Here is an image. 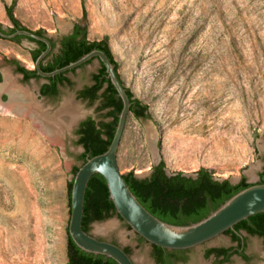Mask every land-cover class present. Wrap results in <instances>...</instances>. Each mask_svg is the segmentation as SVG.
Segmentation results:
<instances>
[{
    "label": "rangeland",
    "instance_id": "374dc122",
    "mask_svg": "<svg viewBox=\"0 0 264 264\" xmlns=\"http://www.w3.org/2000/svg\"><path fill=\"white\" fill-rule=\"evenodd\" d=\"M7 6L21 27L53 38L82 24L85 7L88 40L108 38L125 87L148 106L145 119L128 117L118 151L122 174L144 178L160 159L170 174L195 175L205 168L215 179L259 181L264 0H0V26L9 32L14 25ZM35 48L26 39L0 38V85L10 81L11 90L34 97L46 116L60 118L56 113L70 103L76 120H102L98 102L76 98L91 85L98 61L70 73L72 85L49 100L40 97L39 82H24L12 66L18 60L32 70ZM0 100L10 101L9 90ZM77 124L61 122L55 144L28 117L0 111V264H68L69 184L73 169L82 165ZM91 232L131 249L137 264H154L149 246L137 247L135 233L119 218L94 222ZM233 245L223 234L195 255ZM248 253L254 256L250 264H264L259 238H249ZM230 264L247 263L236 256Z\"/></svg>",
    "mask_w": 264,
    "mask_h": 264
},
{
    "label": "water",
    "instance_id": "95a60500",
    "mask_svg": "<svg viewBox=\"0 0 264 264\" xmlns=\"http://www.w3.org/2000/svg\"><path fill=\"white\" fill-rule=\"evenodd\" d=\"M18 37L29 38L46 44L47 49L36 59L35 66L38 76L54 78L81 67L92 60L103 64L110 83L113 85L122 101V110L119 114L118 124L111 144L103 154L88 157L82 163L77 173L72 177L71 188V217L69 223V236L75 245L83 252L95 256H104L114 260L117 264H135L134 260L118 245L102 241L83 228L85 200L89 183L93 176L101 175L107 183L109 199L115 206L119 217L148 243L168 250H191L213 242L216 238L249 218L264 213V183L253 184L227 199L217 209L198 222L188 225H174L162 221L150 213L138 200L125 181L118 164V151L125 132L128 117L131 113V99L126 87L122 84L116 66L102 50H93L77 61L52 72H44L41 64L51 52L52 45L48 38L38 35L28 29H18L14 33H6L0 26V38L14 40ZM62 114V110L56 114ZM78 119V118H77ZM76 120L69 124L73 127L81 121ZM161 162L155 161L154 166ZM169 176L170 174L166 170ZM152 171L144 178L151 175ZM196 177L195 175H185ZM139 179H144L137 177ZM219 182L224 180L215 179ZM232 184H236L231 182Z\"/></svg>",
    "mask_w": 264,
    "mask_h": 264
},
{
    "label": "trees",
    "instance_id": "16d2710c",
    "mask_svg": "<svg viewBox=\"0 0 264 264\" xmlns=\"http://www.w3.org/2000/svg\"><path fill=\"white\" fill-rule=\"evenodd\" d=\"M6 10L11 23L15 27L20 26L19 21L14 16L13 6H7ZM83 12L84 16L82 20L85 21L87 18L85 7L83 8ZM83 21L82 24L76 25L74 34L67 37L64 41V47L66 49L63 51V63L59 67L44 69L45 72H52L56 69L67 66L92 50L99 49L104 51L111 62L116 66L118 76L124 85L118 72L119 65L111 51L108 38L98 42H90L87 37L88 30L83 24ZM13 31L14 30L11 32ZM78 38H81L80 41L77 40ZM23 71L28 75L34 74L33 72H28L26 70ZM104 71L105 68L103 67V72ZM60 76L62 75L56 76V78H59ZM109 91L113 92V94H117V91L111 84ZM95 92L96 88L87 89L84 95L85 97L95 98ZM127 92L132 103L131 112L138 117H147L148 106L143 104L140 100L135 99L134 94L129 89ZM110 97L111 95L108 98ZM109 104L115 106L116 114L115 112L111 113L113 117L112 122L100 124V127H98L96 122L89 118L82 124L78 131V135H80L78 144L83 145L86 148V152L91 158L106 152L113 140L119 120L118 115L122 110V103L120 100L117 102L110 98ZM87 158V155L84 154L83 163L86 162ZM79 168L80 167H75L73 169L74 175ZM124 178L131 191L150 213L162 221L174 225H188L200 221L234 194L251 186L246 178H242L238 184H232L229 180L219 182L214 179L213 173L205 168L200 169L197 172L196 177H188L183 173L169 176L166 172L164 161H161L160 164L154 166L151 175L147 178L139 179L133 172L126 174ZM71 188L72 182L69 184L70 198ZM115 214H117V212L114 204L109 199L106 180L99 174L93 176L86 193L83 219L84 230L88 232L87 226L90 221H105ZM249 221L252 223V226H247ZM235 227H246L251 234L264 235V213L255 215L248 220L239 223ZM234 239L239 241L236 234H234ZM156 249H158V251L162 250V248L157 246ZM211 251L223 252V249H212ZM224 253H226V249H224ZM68 264L117 263L104 256H95L81 251L70 238L68 229Z\"/></svg>",
    "mask_w": 264,
    "mask_h": 264
},
{
    "label": "flooded vegetation",
    "instance_id": "af4514ba",
    "mask_svg": "<svg viewBox=\"0 0 264 264\" xmlns=\"http://www.w3.org/2000/svg\"><path fill=\"white\" fill-rule=\"evenodd\" d=\"M76 25L77 24H75L73 26V28L71 29V32L68 35L61 36L59 38H53V37L45 34L44 32H40V31L36 32L38 35L48 38L51 45H52L51 52L44 58V60L42 61V64H41V69L44 72H45L44 69H46V68L59 67L63 63V60H62L64 57L63 51L66 49L64 47V41L67 37L74 34L75 29H76ZM18 29H25V28H22L21 26H18V27L14 26L9 32H6L5 30L4 31L6 33H14ZM12 30H14V31L11 32ZM22 39L29 40L31 43L36 45V48L34 50L30 51V60L33 63L34 67L32 68V70H30V69L26 68L23 64H21V62L18 60L12 61V63H13L12 66H13L16 74H18L24 82L35 81V82L40 83L39 95L42 98H47L49 100L57 99L61 94L62 88L72 85V80L69 77V74L70 73H76L77 70L83 69L85 66H87V65H89L95 61V60H92V61L88 62L87 64L82 65L79 68H76L72 71L61 74L62 76H60L59 78H56V77H54V78H43L41 76H38L35 63H36V59L41 55V53L47 49L46 44L32 40V39H29V38H25V37H18L14 40L20 41ZM80 39L81 38H78L77 40L80 41ZM36 54H37V56H36ZM98 63H99L100 67L96 73L92 74L91 85L86 86V87L82 88L81 90L77 91L76 98L80 101H84L87 103L98 102V109L100 112H102L103 119L100 121H96L92 117H89V118L93 119L96 122V124L98 125V127H100V124L110 123L113 121V117H112L111 113L115 112V106L109 104L110 98H112L113 100H116L117 102H119V100L121 101V99L118 96V93L113 94V92L109 91V87H110L111 83H110L108 76L106 74V69L103 72V67L105 68V66L103 64H101L100 62H98ZM23 70H26L28 72H33L34 74L28 75ZM57 76H59V75H57ZM0 80H2V74L1 73H0ZM42 80L44 82H41ZM92 88H96L95 98L85 97V95H84L85 91L87 89H92ZM127 91H128V89H127ZM110 95H111V97L108 98ZM121 103H122V101H121ZM115 114H116V112H115ZM130 114H133L138 120H142V119L146 118V116L138 117L133 112H131ZM89 118H86L84 120L82 119L77 124V126H75L74 133L77 137V140H76L77 144H78V141L80 139V135H78V131L80 130L82 124L85 121H87ZM78 145L82 147V153L78 156V159L83 163V160H84L83 155L86 154L87 157H89V154H87L86 148L83 145H80V144H78ZM263 172H264V167H263V170L259 176V181L257 183H249V184L253 185V184H258V183L264 182ZM112 217L119 218L121 220V222L129 230H131V228L119 217L118 214L112 215ZM112 217H110V218H112ZM94 222H102V221H90L88 223V226H87L88 233L92 234L93 236L97 237L98 239H100L102 241H107V242L113 243L115 245H118L132 258L131 249L119 244V242L116 239H109L106 237L96 236L94 233H92L91 227H92V224ZM247 226H252V223L249 221L247 223ZM224 234L228 235L230 237L231 241L234 243V245L232 247H223V246L209 247V248H206L200 254V257H197L195 255L196 254L195 249H191V250L162 249L161 251H158V249H156L155 245L148 243L147 241L142 239L137 234H135V243H136L137 247H144L145 245L149 246L151 259H152L154 264H200L199 261L202 262L201 264H230L233 261V258L236 256L239 257L243 262L250 264L254 261V256H252L251 254L248 253L249 238L250 237L259 238L262 241L263 246H264V235L251 234L246 229V227H238V228L235 227V230H229ZM234 234H236L238 236L239 241L234 239ZM212 249H223V252L211 251ZM224 249H226V253H224ZM199 258H200V260H199ZM132 260H134V259L132 258ZM134 263L137 264L135 262V260H134Z\"/></svg>",
    "mask_w": 264,
    "mask_h": 264
},
{
    "label": "bare ground",
    "instance_id": "6f19581e",
    "mask_svg": "<svg viewBox=\"0 0 264 264\" xmlns=\"http://www.w3.org/2000/svg\"><path fill=\"white\" fill-rule=\"evenodd\" d=\"M9 86L10 81L0 85V94L9 90L10 96V101L8 103H3L0 100V111L5 112V114L19 115V117L22 116L23 118L28 117L31 122H33L35 126H38L45 136L55 144L61 141L60 131L63 130L61 129V122L70 124L74 122L76 116L78 117L79 115L75 113L70 103H65V108L62 110L63 113L59 116L60 118L46 116V114L40 111L39 105L33 99L34 97L18 88L11 90ZM100 231H105V227L101 228Z\"/></svg>",
    "mask_w": 264,
    "mask_h": 264
}]
</instances>
